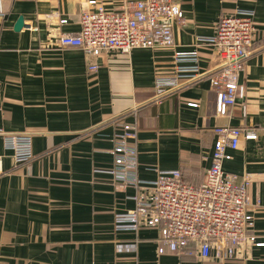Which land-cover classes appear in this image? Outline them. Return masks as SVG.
<instances>
[{
    "label": "crops",
    "instance_id": "0c3cea01",
    "mask_svg": "<svg viewBox=\"0 0 264 264\" xmlns=\"http://www.w3.org/2000/svg\"><path fill=\"white\" fill-rule=\"evenodd\" d=\"M90 1L0 0V128L32 135L35 154L18 164L0 135V263L264 264V246L256 244L243 258L221 262L202 257L194 243L160 254L158 228L117 231L116 215L135 208V187L110 173L123 122L139 128L137 174L146 182L160 170H181L200 185L212 164L215 128L253 131L256 139L242 135L228 150L224 170L240 183L250 177L248 233L264 242V0H174L183 18L173 23V47L96 57L60 46L63 34L80 31L82 11L96 8ZM130 1L97 0L108 11ZM239 9L255 11L257 33L240 78L243 95L230 114L216 116L210 75L221 60L209 44L200 48L204 74L158 98L156 75L171 72L175 52L213 37L221 17ZM20 16L26 26L17 31Z\"/></svg>",
    "mask_w": 264,
    "mask_h": 264
},
{
    "label": "built area",
    "instance_id": "2783aa9c",
    "mask_svg": "<svg viewBox=\"0 0 264 264\" xmlns=\"http://www.w3.org/2000/svg\"><path fill=\"white\" fill-rule=\"evenodd\" d=\"M89 3L96 8L82 11L80 31L63 34L60 46L80 47L88 56L96 57L104 50L130 54L138 48L173 47L175 44L173 23L181 21L183 14L174 0H132L116 11L106 10L97 0ZM254 15L251 9L225 15L213 37H199L191 49L177 50L171 72L156 75L158 98L178 88L182 81L196 80L204 74L200 66V48L209 44L221 60L219 68L210 75L216 92V116L227 117L243 95L240 78L256 41ZM89 68L96 70L98 65L92 63ZM187 105L198 107L199 103L188 100ZM133 112L137 114V109ZM121 125L112 150L114 166L110 173L116 182L135 187L131 197L135 208L116 215L117 231L137 233L143 227L158 228L162 242L158 249L160 254L181 252L194 243L202 257H214L221 262L243 258L246 246H264V242L258 241V235L248 233L253 225L248 200L250 177L246 176L240 183L235 174L224 170L225 161L232 159L228 150L238 148L242 135L246 139H256L257 134L230 126L215 128L217 140L212 164L200 185L187 182L181 170H160L155 181L146 182L137 174L139 128L133 123ZM0 135L18 164L34 158L32 135L9 133L2 128Z\"/></svg>",
    "mask_w": 264,
    "mask_h": 264
},
{
    "label": "water",
    "instance_id": "95a60500",
    "mask_svg": "<svg viewBox=\"0 0 264 264\" xmlns=\"http://www.w3.org/2000/svg\"><path fill=\"white\" fill-rule=\"evenodd\" d=\"M26 26L25 19L23 16H20L15 24V29L17 31L21 30L23 27Z\"/></svg>",
    "mask_w": 264,
    "mask_h": 264
}]
</instances>
